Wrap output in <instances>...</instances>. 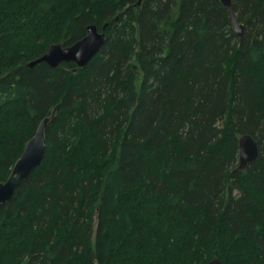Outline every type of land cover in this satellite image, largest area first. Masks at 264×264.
Masks as SVG:
<instances>
[{
	"label": "trees",
	"instance_id": "obj_1",
	"mask_svg": "<svg viewBox=\"0 0 264 264\" xmlns=\"http://www.w3.org/2000/svg\"><path fill=\"white\" fill-rule=\"evenodd\" d=\"M139 2L0 0V184L57 109L0 264H264V0H232L242 40L220 0ZM90 26L86 68H26Z\"/></svg>",
	"mask_w": 264,
	"mask_h": 264
},
{
	"label": "water",
	"instance_id": "obj_2",
	"mask_svg": "<svg viewBox=\"0 0 264 264\" xmlns=\"http://www.w3.org/2000/svg\"><path fill=\"white\" fill-rule=\"evenodd\" d=\"M140 0L138 6L142 4ZM222 7L228 12L229 22L233 33L238 40L244 36V26L239 22L237 15L233 11L232 0H220ZM107 41L106 34L100 32L95 26L87 28L86 37L73 47L65 48L62 45L53 46L41 59L30 63L26 68L46 64L51 69H57L63 64H74L78 69H84L102 51ZM264 54V45H263ZM55 109L50 118L44 119L35 136L28 142L24 152L15 164L9 179L0 184V206L6 205L20 195L22 185L30 176L38 170L46 156V129L56 116ZM239 165L238 171H246L250 165L256 163L260 156L259 145L250 135H245L239 139ZM209 264H221L214 260Z\"/></svg>",
	"mask_w": 264,
	"mask_h": 264
},
{
	"label": "rangeland",
	"instance_id": "obj_3",
	"mask_svg": "<svg viewBox=\"0 0 264 264\" xmlns=\"http://www.w3.org/2000/svg\"><path fill=\"white\" fill-rule=\"evenodd\" d=\"M138 73H139V72H138ZM138 76H139V78H138V79H139V81H140V79H141V74L139 73V74H138Z\"/></svg>",
	"mask_w": 264,
	"mask_h": 264
}]
</instances>
